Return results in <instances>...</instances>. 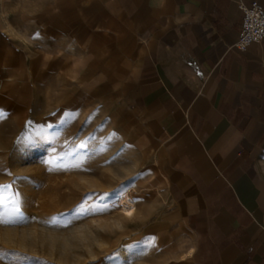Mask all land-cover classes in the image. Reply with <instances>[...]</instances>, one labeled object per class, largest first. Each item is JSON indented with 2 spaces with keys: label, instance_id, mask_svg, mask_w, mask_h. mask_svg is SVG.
<instances>
[{
  "label": "crops",
  "instance_id": "crops-1",
  "mask_svg": "<svg viewBox=\"0 0 264 264\" xmlns=\"http://www.w3.org/2000/svg\"><path fill=\"white\" fill-rule=\"evenodd\" d=\"M254 1L264 6L34 0L15 11L0 0L1 83L26 37L49 52L60 37L99 72L116 69L112 101L158 144L156 169L193 264H264V40L234 46L239 6Z\"/></svg>",
  "mask_w": 264,
  "mask_h": 264
},
{
  "label": "rangeland",
  "instance_id": "rangeland-1",
  "mask_svg": "<svg viewBox=\"0 0 264 264\" xmlns=\"http://www.w3.org/2000/svg\"><path fill=\"white\" fill-rule=\"evenodd\" d=\"M14 1L15 11L34 2ZM22 40L27 52L11 54L0 78V185L19 193L23 219L0 224V264H114L116 252L120 264H193L158 144L112 101L116 69L99 72L60 37L54 52Z\"/></svg>",
  "mask_w": 264,
  "mask_h": 264
},
{
  "label": "built area",
  "instance_id": "built-area-1",
  "mask_svg": "<svg viewBox=\"0 0 264 264\" xmlns=\"http://www.w3.org/2000/svg\"><path fill=\"white\" fill-rule=\"evenodd\" d=\"M242 13L241 31L235 48L245 51L253 43H261L264 40V6L258 1L250 5L240 4Z\"/></svg>",
  "mask_w": 264,
  "mask_h": 264
},
{
  "label": "snow or ice",
  "instance_id": "snow-or-ice-1",
  "mask_svg": "<svg viewBox=\"0 0 264 264\" xmlns=\"http://www.w3.org/2000/svg\"><path fill=\"white\" fill-rule=\"evenodd\" d=\"M5 113L3 110H0V119H3ZM48 163L52 164L53 161H48ZM10 185H0V206H3L2 210H0V224H13L16 223L17 220L23 219V214L20 213L19 204H20V196L19 193H10ZM4 193H9L8 195H4ZM107 195V194H105ZM11 204V207L8 205ZM131 213H129L130 215ZM154 238H151V243L145 246V250L148 247H154ZM127 247H132L131 245ZM108 260L113 261L114 264H120L121 256L119 252L113 253L111 256L107 257Z\"/></svg>",
  "mask_w": 264,
  "mask_h": 264
},
{
  "label": "bare ground",
  "instance_id": "bare-ground-1",
  "mask_svg": "<svg viewBox=\"0 0 264 264\" xmlns=\"http://www.w3.org/2000/svg\"><path fill=\"white\" fill-rule=\"evenodd\" d=\"M124 205H125L126 209H131L133 207L134 203L129 199H125Z\"/></svg>",
  "mask_w": 264,
  "mask_h": 264
}]
</instances>
